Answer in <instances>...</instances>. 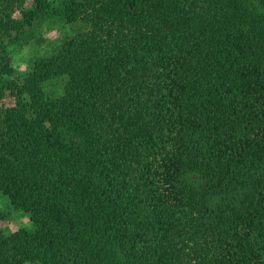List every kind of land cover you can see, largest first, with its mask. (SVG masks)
<instances>
[{
	"label": "trees",
	"instance_id": "trees-1",
	"mask_svg": "<svg viewBox=\"0 0 264 264\" xmlns=\"http://www.w3.org/2000/svg\"><path fill=\"white\" fill-rule=\"evenodd\" d=\"M0 72V264H264V0H0Z\"/></svg>",
	"mask_w": 264,
	"mask_h": 264
},
{
	"label": "rangeland",
	"instance_id": "rangeland-1",
	"mask_svg": "<svg viewBox=\"0 0 264 264\" xmlns=\"http://www.w3.org/2000/svg\"><path fill=\"white\" fill-rule=\"evenodd\" d=\"M72 34L70 25L64 24L62 20L45 22L35 32L30 40L11 45L8 53L7 63L14 68L16 75L25 76L31 69L37 58L50 55L62 42L64 38ZM7 75L1 74V79ZM65 80L57 78L45 84V89L49 97L62 93ZM6 103L13 105V98L6 93ZM78 127V124H74ZM27 216L12 208L7 198L0 193V228L8 231L16 230L20 225H29Z\"/></svg>",
	"mask_w": 264,
	"mask_h": 264
}]
</instances>
